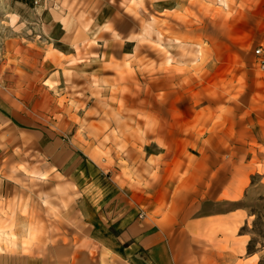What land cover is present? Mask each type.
<instances>
[{"label": "rangeland", "instance_id": "rangeland-1", "mask_svg": "<svg viewBox=\"0 0 264 264\" xmlns=\"http://www.w3.org/2000/svg\"><path fill=\"white\" fill-rule=\"evenodd\" d=\"M243 1L0 0V147L7 169L34 175L19 176L24 199L39 200L43 170L60 165L78 182L94 172L109 182L145 138L177 125L169 135L208 138L194 147L224 161L228 185L225 211L204 210L211 242H181L177 262L201 264L214 246L211 264H264V15ZM71 177L66 196L46 182L52 200L78 199ZM224 212L234 216L215 222ZM68 246L46 247V263L75 264Z\"/></svg>", "mask_w": 264, "mask_h": 264}, {"label": "crops", "instance_id": "crops-1", "mask_svg": "<svg viewBox=\"0 0 264 264\" xmlns=\"http://www.w3.org/2000/svg\"><path fill=\"white\" fill-rule=\"evenodd\" d=\"M252 1V15L256 7L261 8L256 15H264V0ZM254 31L251 27V32ZM262 40L264 42V38ZM169 129L176 131L180 127L174 125ZM169 129L160 140L156 134L145 138L144 151L131 155L134 161L131 167L118 164L122 171L112 172L109 182L98 172L80 182L76 173L70 175L78 199L67 205L63 198L70 176L61 165L53 171L51 168L43 170L39 180L43 191H39L42 194L39 200L24 199L21 195L25 185L19 176L33 180L34 175L29 169H7L4 165L10 155L1 150L4 116L0 110V264H19L20 257L26 258V264H47L46 247L66 249L68 241L72 242L68 247L75 264H181L176 260L184 256L181 242L199 238L210 243L202 226L207 217L204 210L222 206L225 211L228 203L226 165L223 160L211 165L203 159L204 152L194 147L196 141L208 142V138L175 137L173 132L169 135ZM213 177L218 178L217 184L212 183ZM51 178L57 184L53 188L65 195H60L58 200L50 198L51 191L46 186ZM230 189L231 192L241 191V186L231 185ZM210 191L214 196H208ZM39 208L42 213L36 212ZM233 216L224 212L213 218L224 225L227 218ZM68 221L74 222L76 227L69 237ZM34 241L43 244L35 248L31 243ZM219 247L221 251L222 246ZM214 248L204 249L201 264L212 263L210 257Z\"/></svg>", "mask_w": 264, "mask_h": 264}, {"label": "built area", "instance_id": "built-area-1", "mask_svg": "<svg viewBox=\"0 0 264 264\" xmlns=\"http://www.w3.org/2000/svg\"><path fill=\"white\" fill-rule=\"evenodd\" d=\"M257 53L261 56H263L264 54V49L263 47H259L258 50H257ZM261 63H262V67H264V58L261 60ZM144 214L143 213H140V216H143Z\"/></svg>", "mask_w": 264, "mask_h": 264}]
</instances>
